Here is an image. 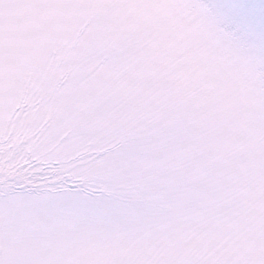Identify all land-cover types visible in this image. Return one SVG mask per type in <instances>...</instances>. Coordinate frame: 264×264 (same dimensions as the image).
<instances>
[{
  "label": "snow or ice",
  "instance_id": "6c2138e0",
  "mask_svg": "<svg viewBox=\"0 0 264 264\" xmlns=\"http://www.w3.org/2000/svg\"><path fill=\"white\" fill-rule=\"evenodd\" d=\"M0 264H264V0H0Z\"/></svg>",
  "mask_w": 264,
  "mask_h": 264
}]
</instances>
